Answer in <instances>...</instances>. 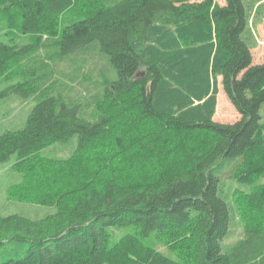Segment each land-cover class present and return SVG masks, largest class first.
<instances>
[{"label": "trees", "instance_id": "16d2710c", "mask_svg": "<svg viewBox=\"0 0 264 264\" xmlns=\"http://www.w3.org/2000/svg\"><path fill=\"white\" fill-rule=\"evenodd\" d=\"M263 16L264 0H0V102H36L0 163L23 177L11 202L55 208L0 214V264H264ZM62 62L70 83L48 84ZM220 79L232 124L214 120ZM76 136L71 156L42 155Z\"/></svg>", "mask_w": 264, "mask_h": 264}, {"label": "rangeland", "instance_id": "374dc122", "mask_svg": "<svg viewBox=\"0 0 264 264\" xmlns=\"http://www.w3.org/2000/svg\"><path fill=\"white\" fill-rule=\"evenodd\" d=\"M7 25L8 24H6L5 21L3 23H0V41L9 43L10 37L2 33L3 29L6 28ZM254 30L256 41L252 51L254 63L262 64L264 63V16L262 18V22L258 23ZM58 31V33L60 34L62 29L59 28ZM12 32V36H14L15 32ZM52 52L53 50L40 51L39 53H37L38 57H36V60H41V63L43 64L44 62H46V59L52 54ZM70 59H72V64H75L74 60L76 61V56L71 57ZM72 64L69 65L68 62H62L61 64H59L57 67V73L50 78V83L48 84L55 83L57 86H60L70 83V80L68 79L69 77L67 78L65 75L61 74V72L67 74L68 76L71 75ZM90 65L94 64L89 63V66L88 68H86V71L94 70L93 67H90ZM94 75L95 72H93V76ZM6 85L7 83H1L0 89L4 88ZM70 85H73V83ZM34 105H36V102L32 100L24 101L23 99L16 100L13 98L5 103L0 102V134L4 133L5 131L20 129L24 127L27 122L28 115ZM262 115L264 119V109L262 110ZM240 119L241 114L232 104L231 100L225 93L222 85V79H220L218 105L214 120L219 123L232 124ZM77 147L78 137L76 136L67 142H60L51 146L50 148L43 150L42 155L46 157L66 158L71 156ZM14 161L15 157H13L7 162L0 163V214L4 216L17 214L30 219H40L50 213H54L55 208L52 207L35 206L20 202H11L12 200L10 198H14V194L16 193L14 190H9V187L13 184L19 185L20 183H22L23 180L21 173L12 170V165ZM226 178L228 184H231L232 181L229 180L230 178L228 173L225 174V179ZM235 185L237 188L240 187L238 183ZM228 202H231V200H228ZM109 231L111 233V241L112 243H114L120 240L126 234L132 233L134 231V226H123L118 228L112 227L109 228ZM243 233L244 224L240 222L239 219H237L231 227V233L226 239L225 245L227 247L234 246L242 238ZM153 246H155V248L162 252L165 256L176 259L175 253H173L164 243L159 242L157 244H154ZM24 249L25 248L21 246V248L19 249L12 250L11 254L17 256L21 254Z\"/></svg>", "mask_w": 264, "mask_h": 264}, {"label": "crops", "instance_id": "0c3cea01", "mask_svg": "<svg viewBox=\"0 0 264 264\" xmlns=\"http://www.w3.org/2000/svg\"><path fill=\"white\" fill-rule=\"evenodd\" d=\"M252 51H253V49H252ZM255 64V63H254Z\"/></svg>", "mask_w": 264, "mask_h": 264}]
</instances>
